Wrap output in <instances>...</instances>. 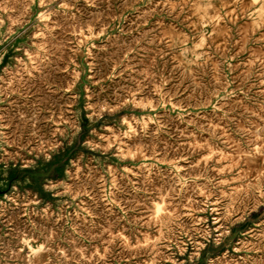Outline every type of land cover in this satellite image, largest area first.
I'll return each mask as SVG.
<instances>
[{
  "label": "rangeland",
  "instance_id": "obj_1",
  "mask_svg": "<svg viewBox=\"0 0 264 264\" xmlns=\"http://www.w3.org/2000/svg\"><path fill=\"white\" fill-rule=\"evenodd\" d=\"M0 264H264V0H0Z\"/></svg>",
  "mask_w": 264,
  "mask_h": 264
},
{
  "label": "bare ground",
  "instance_id": "obj_2",
  "mask_svg": "<svg viewBox=\"0 0 264 264\" xmlns=\"http://www.w3.org/2000/svg\"><path fill=\"white\" fill-rule=\"evenodd\" d=\"M8 224V223H7ZM15 232V231H14ZM24 234V233H23ZM19 251V250H18Z\"/></svg>",
  "mask_w": 264,
  "mask_h": 264
}]
</instances>
